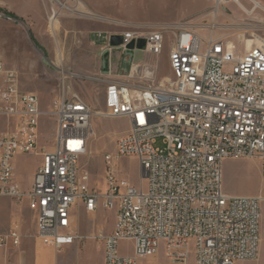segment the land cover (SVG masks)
<instances>
[{
    "label": "built area",
    "instance_id": "obj_1",
    "mask_svg": "<svg viewBox=\"0 0 264 264\" xmlns=\"http://www.w3.org/2000/svg\"><path fill=\"white\" fill-rule=\"evenodd\" d=\"M211 1L213 18L238 5ZM120 28L94 32L93 44L109 60L115 51L155 58L168 46L171 79L164 87L141 84L134 77L146 80L152 73L132 63L128 81L105 84L103 111L96 115L65 84V74L43 112L38 97L21 89L17 73L0 63V198L25 202L35 238L56 253L81 240L72 230V211L80 205L88 214L98 208L114 214L112 231L92 236L102 247L103 264H138L160 252L170 264H188L191 258L193 264L254 261L260 197L227 195L221 179L225 160L256 159L264 180V39L240 51L224 38L203 40L187 22ZM112 36L121 44L112 46ZM46 116L54 122L51 150L38 145ZM95 116L128 124L115 139L114 152L102 156L103 191L84 162ZM30 155L39 156L40 164L24 191L14 163ZM123 158L136 160L138 188L120 176ZM21 238L19 227L11 225L0 233V249L19 247ZM121 241L131 244V256L117 253Z\"/></svg>",
    "mask_w": 264,
    "mask_h": 264
},
{
    "label": "rangeland",
    "instance_id": "obj_2",
    "mask_svg": "<svg viewBox=\"0 0 264 264\" xmlns=\"http://www.w3.org/2000/svg\"><path fill=\"white\" fill-rule=\"evenodd\" d=\"M13 1V0H12ZM46 10L37 14H17L0 5V63L7 69L17 73L21 89L35 94L40 102V109L47 112L51 102L61 88L62 74L65 84L77 93L94 113L103 111L102 95L105 84L110 81H128L131 64L146 66L152 75L141 80V84L164 87L171 79L168 65V46H165L158 57L146 56L141 52H112L111 59L93 44V33L118 32L120 27L152 25L158 23L187 22L196 26L202 39L209 36L224 38L243 51L246 42L257 38L264 39V12L255 9L246 16L236 6L228 5L212 19L211 0H50L57 11V22L54 35L48 29V15L51 2ZM59 2L67 11L59 9ZM264 7V0H253ZM245 11L253 8L251 0H237ZM17 6V3H14ZM69 7V8H68ZM78 8V9H77ZM73 10V12H71ZM70 11V12H68ZM91 14L102 20L86 19L78 15ZM13 15L10 17L9 15ZM215 24V29H210ZM119 26L118 28L116 26ZM57 52L62 54L60 63ZM76 75L70 78L69 75ZM93 134L88 140V155L84 159L91 181L103 191V163L105 153L114 152V141L128 129L122 119H103L94 117L91 122ZM54 122L51 117H42L39 124L38 145L44 150L53 146ZM156 146H160L157 140ZM40 157L30 155L15 160L16 181L23 190L31 184ZM119 174L127 182L138 188V165L135 159L123 158L118 161ZM221 185L223 192L236 197H261L259 203V229L262 234L260 243V264H264V180L260 176L259 162L256 159H227L222 163ZM5 201L12 211L4 216L0 208V223L16 220L20 232L32 239L35 234L34 217L22 202L15 207L7 198ZM26 209V211L24 210ZM16 217V218H15ZM15 218V219H14ZM73 231L81 238L74 245L64 247L55 253L62 264H103L102 247L93 241L97 232L108 234L114 223V214L98 208L94 214L86 213L80 205L72 211ZM80 252L76 253L75 249ZM117 253L131 256L132 246L121 241L117 245ZM138 264H170L160 252L150 259H143ZM188 264H193L192 258Z\"/></svg>",
    "mask_w": 264,
    "mask_h": 264
},
{
    "label": "crops",
    "instance_id": "obj_3",
    "mask_svg": "<svg viewBox=\"0 0 264 264\" xmlns=\"http://www.w3.org/2000/svg\"><path fill=\"white\" fill-rule=\"evenodd\" d=\"M14 3H17V6ZM0 5L19 15L23 13L37 14L38 11L46 10L48 7V3L45 0H13V1L12 0H0ZM39 164L37 165V168ZM14 165L16 169V164L14 163ZM30 185L28 189L30 188ZM12 203L14 204L15 207H18V205H16L14 202ZM0 208L2 210L1 213L4 216L6 215L8 216V214L12 211V208H9L7 203L1 200V198H0ZM24 210L26 211V209ZM15 221L16 220L10 219L9 224L5 229H2V227H0V233L6 232L11 225H16ZM6 222L7 221L0 223V226L1 224H4L6 226ZM21 235H22V238H21V244L19 247L13 248V247L8 246L7 249H4V250L0 249V264H62L58 260L59 255L56 256L55 255L56 252L54 253V251L51 248L42 246L39 243V241L35 238V234L32 239L27 238L25 235H23L22 232H21ZM259 237H260V242H259V249H258V254H257L256 259L254 261L244 262L240 264H260L259 259H258V257H260V253H259L260 243L262 242V234L260 235V229H259ZM75 251L76 253L80 252L78 249H75Z\"/></svg>",
    "mask_w": 264,
    "mask_h": 264
},
{
    "label": "bare ground",
    "instance_id": "obj_4",
    "mask_svg": "<svg viewBox=\"0 0 264 264\" xmlns=\"http://www.w3.org/2000/svg\"><path fill=\"white\" fill-rule=\"evenodd\" d=\"M50 1V0H49ZM51 2V1H50ZM251 2L253 3V8H251L250 10H248V11H245L244 10V7H242L238 2V5H237V7L239 8V10L241 11V12H244L243 14H245L246 16H250L251 14H253L254 13V10L257 8V9H259L261 12H264V7L263 6H261V5H259V4H257L256 2H254L253 0H251ZM56 3H58V5L59 6H57L59 9H62V10H64V11H67V10H65L66 9V7H65V5H62L61 3H59V2H57L56 1ZM51 10H50V13H49V17L47 18L48 19V29H49V32H50V34L51 35H54V30L56 29L55 28V24H56V22H57V16H58V13H57V11L54 9V4L51 2ZM69 8V7H68ZM78 9V8H77ZM70 11H71V9H69ZM70 11H68V12H70ZM71 12H73V10L71 11ZM80 14V16L81 17H83V18H86V19H91V20H97V21H100V20H102L100 17H96V16H93V15H91V14H81V13H78V15ZM213 20H214V18H212ZM210 29H213V27H211ZM201 36V35H200ZM202 37V36H201ZM258 39V38H257ZM250 45H249V41H247L246 42V47H245V49L246 50H248V49H250L252 46H253V41H250ZM58 54H57V61H58V63H60L61 62V60H62V54L60 53V52H57ZM97 113H95V115H96ZM93 134V131H92V129H91V135ZM262 199L263 198H261L260 197V201H262Z\"/></svg>",
    "mask_w": 264,
    "mask_h": 264
},
{
    "label": "water",
    "instance_id": "obj_5",
    "mask_svg": "<svg viewBox=\"0 0 264 264\" xmlns=\"http://www.w3.org/2000/svg\"><path fill=\"white\" fill-rule=\"evenodd\" d=\"M110 44H111L112 46H118V45H120V44H121V39H120V37H119V36H112V37H111V42H110ZM138 47L141 48V47H142V43H140V44L138 45ZM129 48H131V46H129Z\"/></svg>",
    "mask_w": 264,
    "mask_h": 264
},
{
    "label": "trees",
    "instance_id": "obj_6",
    "mask_svg": "<svg viewBox=\"0 0 264 264\" xmlns=\"http://www.w3.org/2000/svg\"><path fill=\"white\" fill-rule=\"evenodd\" d=\"M7 15H9L10 17H13V15H10V14H7Z\"/></svg>",
    "mask_w": 264,
    "mask_h": 264
}]
</instances>
